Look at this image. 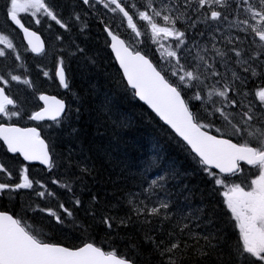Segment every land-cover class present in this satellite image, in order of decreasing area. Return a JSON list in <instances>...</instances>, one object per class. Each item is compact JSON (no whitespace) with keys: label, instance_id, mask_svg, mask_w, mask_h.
Listing matches in <instances>:
<instances>
[{"label":"snow or ice","instance_id":"6c2138e0","mask_svg":"<svg viewBox=\"0 0 264 264\" xmlns=\"http://www.w3.org/2000/svg\"><path fill=\"white\" fill-rule=\"evenodd\" d=\"M0 11L23 33L25 51L52 57L43 76L72 93L69 102L40 93L38 110L15 99L13 82L37 90L20 74L25 60L11 34L0 30V198H20L19 211L0 210V264H264V0H0ZM24 16L50 31L47 48ZM99 35L122 69L119 81L91 46ZM74 64L85 78L101 73L131 89L173 131L189 167L172 163L148 180L125 175L127 165L110 152L89 155L77 126L83 103L73 93ZM107 121L117 123L106 96L94 123L99 130ZM8 160L19 161L14 171ZM34 162L50 173L66 169L63 182L51 183L72 194L69 204L33 175ZM192 176L203 187L184 182L181 207L169 184ZM129 179L141 180L139 191L117 196L115 186ZM24 190L43 206L24 200ZM197 191L206 203L191 207ZM137 228L143 245L130 236Z\"/></svg>","mask_w":264,"mask_h":264},{"label":"trees","instance_id":"16d2710c","mask_svg":"<svg viewBox=\"0 0 264 264\" xmlns=\"http://www.w3.org/2000/svg\"><path fill=\"white\" fill-rule=\"evenodd\" d=\"M4 17L2 11H0V18ZM26 25L29 26L26 20H24ZM14 30V29H13ZM44 34L46 40H48V46L51 43V35L47 37L42 29H36ZM15 31V30H14ZM92 33L99 34L100 29L94 24L92 26ZM15 34L20 40V51L22 57L25 60V68L27 72L23 69L20 70V74L31 76L32 80L38 82V77L42 76L41 69H51L48 61H52V57H48L42 60H36L28 51H25L26 47L20 39V35L15 31ZM103 35L97 36V40L91 45L93 48L98 49L102 57V65L111 74L115 80H121L122 75L120 74L112 54L110 53L107 46L103 43ZM146 49L151 53L156 47L146 44ZM159 52L156 51V56ZM155 62V56L152 57ZM2 63V61H0ZM18 63V62H17ZM40 72V73H39ZM71 75L74 77L71 81L73 84V93H79L82 97V115L80 118V123L77 125L83 130L82 142L85 151L91 148L89 155L93 157L103 154L105 151L110 152L112 157L118 161H122L127 165V171L125 175L129 177H144L146 176L148 180L154 179L157 174H160L164 168L169 164L174 163L182 170L189 167L187 160L185 159L186 153L177 145L176 141L171 137L174 134L165 127L158 118L152 114L144 105H142L133 95L132 91L127 92L123 89V84L117 88L114 86L113 80L106 78L101 73H93L85 78L82 74V69L78 68L75 64L73 65V70ZM125 84V82L123 81ZM94 86V87H93ZM39 90L40 87H37ZM61 91V94H66V101H70L67 94H70L67 90H62L61 87L55 85L53 87V92L57 89ZM48 90V89H45ZM38 92V91H37ZM72 94V93H71ZM110 98L113 119L117 121L113 124L112 121H107L103 127L97 129L94 120L97 118L99 112V105L104 102L105 98ZM178 139V138H177ZM65 145H60L56 151H63ZM162 157L161 166L159 168H147V163L153 158ZM11 161V160H10ZM12 165H16L11 161ZM119 171V169H116ZM74 172V170H73ZM66 169L63 167L55 169L53 172L44 171L43 175L40 177L44 182L48 184L51 191L56 193V196L61 202H65L66 205L72 200V194L66 190L60 188L58 185L51 183L53 179H60L62 182L65 179ZM71 175V173H68ZM113 178L115 179V172L113 173ZM141 180L139 179H129L121 181L115 186L116 195L123 196L129 191H139L136 187ZM184 182H187L190 187L196 188L199 185L203 187L200 179L196 176L189 177L186 181H176L169 184V189L173 193V199L181 206L184 207L188 205L187 201H184V195L186 192H181V187ZM92 182L89 181V184ZM101 186L107 188L109 194L114 190L112 184L106 181H101ZM146 186V184H145ZM80 195L79 192H77ZM163 195V193H161ZM87 194H83L82 198L86 199ZM6 198V199H5ZM24 200L32 199L36 203H40L43 206L44 202L36 200V198H31L26 195L23 196ZM20 198H17L15 202L10 203L7 197L0 198V210L8 209L19 211ZM46 202L50 207H56V199L46 198ZM206 203L200 198V194L197 191L196 194L191 199V207H196ZM42 217L33 216L32 220L37 222L41 221ZM30 220V222H32ZM47 231V229H45ZM100 235H103L100 232ZM143 231L137 229L130 230V236L135 240L136 243L143 245ZM77 242L78 241H73ZM123 247V245H121ZM143 251L147 253L149 251L147 246H144ZM155 259V257L153 258Z\"/></svg>","mask_w":264,"mask_h":264},{"label":"rangeland","instance_id":"374dc122","mask_svg":"<svg viewBox=\"0 0 264 264\" xmlns=\"http://www.w3.org/2000/svg\"><path fill=\"white\" fill-rule=\"evenodd\" d=\"M27 20H29V22L31 21V19L29 18V17H27V16H24ZM32 22V21H31ZM30 22V23H31ZM32 24H33V22H32ZM48 64L49 65H52V63H51V61H48ZM47 67V66H46ZM44 70H48V71H50V69H44ZM42 78L40 79V77H38V79H39V81L38 82H35V80H34V84H35V87L37 88V87H40V88H42L43 87V84L42 83H44V85H45V89H48V90H52V89H49L50 87H54L55 85H57V83L55 82V80L53 79V80H49L47 77H44L43 76V74H42V76H41ZM52 84V85H51ZM20 86V85H19ZM21 87V86H20ZM67 96H68V98L70 97V101H71V99H72V94L70 93V94H67ZM27 106H32V104H33V102H28V103H25ZM0 154H2V151L0 150ZM3 177V174L2 173H0V178H2ZM30 190H24V192H25V195H28V196H30L29 194H27L28 192H29ZM24 195V196H25ZM31 198H34V196H30Z\"/></svg>","mask_w":264,"mask_h":264},{"label":"water","instance_id":"95a60500","mask_svg":"<svg viewBox=\"0 0 264 264\" xmlns=\"http://www.w3.org/2000/svg\"><path fill=\"white\" fill-rule=\"evenodd\" d=\"M23 34V33H22ZM25 42H26V44H27V41L25 40ZM110 51H111V49H110ZM112 53V52H111ZM34 54V53H33ZM35 55V54H34ZM112 55H113V57H114V59H115V54L114 53H112ZM116 63H117V65H118V67H119V64H118V62L116 61ZM121 70V72H122V69H120ZM126 81V80H125ZM138 100H139V98L138 97H136ZM142 104H144L159 120H160V118L155 114V112H153V110L148 106V105H146L143 101H141V100H139ZM163 124H164V122L162 121V120H160ZM166 127H168L169 128V126H167L166 124H164ZM170 129V128H169ZM171 130V129H170ZM172 131V130H171ZM173 132V131H172ZM23 159V158H22ZM26 163H28V162H26ZM34 164H39V162H34ZM44 166V165H43ZM44 167H46V166H44Z\"/></svg>","mask_w":264,"mask_h":264},{"label":"flooded vegetation","instance_id":"af4514ba","mask_svg":"<svg viewBox=\"0 0 264 264\" xmlns=\"http://www.w3.org/2000/svg\"><path fill=\"white\" fill-rule=\"evenodd\" d=\"M36 171H37L36 169H35V170H33V173H34V174H36Z\"/></svg>","mask_w":264,"mask_h":264},{"label":"bare ground","instance_id":"6f19581e","mask_svg":"<svg viewBox=\"0 0 264 264\" xmlns=\"http://www.w3.org/2000/svg\"><path fill=\"white\" fill-rule=\"evenodd\" d=\"M26 66V65H25ZM52 85V84H51ZM6 199V198H5Z\"/></svg>","mask_w":264,"mask_h":264}]
</instances>
